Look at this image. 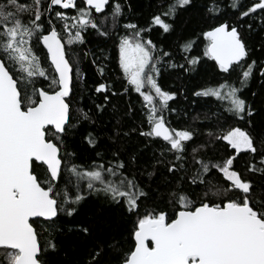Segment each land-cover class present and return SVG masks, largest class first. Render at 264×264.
Here are the masks:
<instances>
[{"label":"snow or ice","instance_id":"6c2138e0","mask_svg":"<svg viewBox=\"0 0 264 264\" xmlns=\"http://www.w3.org/2000/svg\"><path fill=\"white\" fill-rule=\"evenodd\" d=\"M149 7L142 27L133 0H0V264H264V0ZM185 13L204 27L178 43V63L150 33H172ZM87 32L118 36V56L83 53L93 86L71 47ZM204 58L225 76L191 95L219 104L189 123L173 107L187 89L159 80L170 69L190 77ZM85 125L79 151L91 163H76L69 138ZM93 197L131 224L126 236L67 222ZM69 234L85 258L68 259Z\"/></svg>","mask_w":264,"mask_h":264},{"label":"trees","instance_id":"16d2710c","mask_svg":"<svg viewBox=\"0 0 264 264\" xmlns=\"http://www.w3.org/2000/svg\"><path fill=\"white\" fill-rule=\"evenodd\" d=\"M156 2H158V0H133L135 12L131 17H129L131 22H135L142 27H146L150 14L155 11L154 8L149 7V4H154ZM66 14L68 16H75V9L67 10ZM126 22H128V20L121 21L122 24ZM203 27V23L200 22L199 17L195 13H185L182 14V16L177 20L175 30L172 33L163 34L162 32L154 29L152 33H150V38L158 45V47L163 46L164 50L170 51L173 54L176 62L183 63L182 54L178 50V43L183 42L186 38L196 36L199 30ZM58 31L62 32V28H58ZM119 34H123L122 29ZM85 37L86 42L84 45H73L71 47L74 51V54L81 57L80 67L84 72L87 73L88 85L93 86L94 82L100 78L96 75L95 68L91 64V57L84 59L83 53L85 51L92 50L97 55H100V49L103 48L110 56H118V52L114 50V44L117 42L118 36L114 35L112 39L105 41V38L98 37L94 32H87L85 33ZM64 39L67 40V35H64ZM253 39L258 40L259 36H254ZM205 43L206 41H203V38L199 37L196 47L192 51V55H199L202 57ZM66 47L68 46L66 45ZM213 65V61L204 58L202 63L198 66L197 73L191 74L190 77L189 74L170 69L159 80V83L165 88V90L175 91L181 88L187 89V99H185L184 96L178 97L176 103L173 104V107L179 108L181 112H187L189 114L187 122L189 123L192 122L191 117L196 116L198 113L203 116L209 108H211L212 111H216V106L219 104V102L215 101L214 98H196L191 95V92L195 88L214 85L224 78L225 74H220L213 71ZM110 68L115 71L116 65L114 63H110ZM238 71L239 69H237V72ZM235 76L236 72H234L230 78L234 79ZM111 79L116 80V75H112ZM37 86L40 85L38 84ZM119 86V83H117V87ZM78 87L82 86L78 85ZM135 99L136 94L133 93L132 100L135 101ZM127 100L128 97H125L123 101L119 102V104L123 106ZM84 104L85 107L89 106L87 100H85ZM208 114L210 115L211 113L208 112ZM171 119L173 127L184 126L182 118L180 123L177 122L175 117H172ZM104 120L108 121L107 115H105ZM195 123L198 124L199 122L197 121ZM110 126L111 122L108 123V127ZM87 129L88 126L85 125L77 135L69 138V143H74L78 149V155L80 159L76 160V163H91L89 154L87 152L79 151L81 135L86 133ZM240 166L241 164L238 163L237 167ZM61 186L63 187V185ZM66 219L68 223L72 224L79 222L81 219H89L93 222L95 231L98 234L108 233L112 228L118 226L120 231H123L126 236L127 230L131 228V224L126 223V220L121 218L114 209L102 204L101 201L95 197L92 198L91 203H88L84 206V208L81 210L80 216ZM64 243L68 248V259L70 261L74 262L86 257L87 248L84 242L77 240L74 236L69 234Z\"/></svg>","mask_w":264,"mask_h":264},{"label":"flooded vegetation","instance_id":"af4514ba","mask_svg":"<svg viewBox=\"0 0 264 264\" xmlns=\"http://www.w3.org/2000/svg\"><path fill=\"white\" fill-rule=\"evenodd\" d=\"M65 11H67V10H65ZM53 18H54V13H53ZM58 28H60V27L58 26Z\"/></svg>","mask_w":264,"mask_h":264},{"label":"water","instance_id":"95a60500","mask_svg":"<svg viewBox=\"0 0 264 264\" xmlns=\"http://www.w3.org/2000/svg\"><path fill=\"white\" fill-rule=\"evenodd\" d=\"M42 46V45H41Z\"/></svg>","mask_w":264,"mask_h":264}]
</instances>
